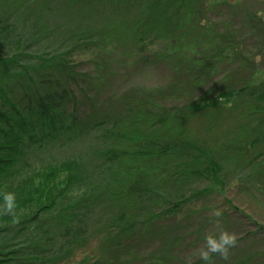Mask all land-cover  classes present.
Instances as JSON below:
<instances>
[{"label": "trees", "instance_id": "16d2710c", "mask_svg": "<svg viewBox=\"0 0 264 264\" xmlns=\"http://www.w3.org/2000/svg\"><path fill=\"white\" fill-rule=\"evenodd\" d=\"M15 1L19 3L13 9L9 5L11 0L7 7L0 8V193L13 192L17 199L16 222L0 215V264H59L93 238L103 242L102 250L114 264L123 262L124 257L134 261L136 253L132 252L140 243L162 237L165 225L161 218L165 212L176 211L181 200H185L182 199L187 191L185 185L191 177L204 173L218 175L236 161L231 155H223L222 159V153L206 150L200 141L188 138L187 121L211 119L215 115L227 118L224 113L240 115L242 122L246 120L235 129L242 139L240 144L227 141L222 147L229 146L234 155L245 160V165L249 164L248 146L253 148L264 141V81L258 85L242 84L236 90L225 87L215 98L197 99L172 110H152L144 100L130 95L122 97V108L117 110L110 104L97 106L95 100L85 96L90 105L83 115L72 86L80 90L86 84L88 91H94L95 87L85 73L77 70L75 50L96 47L97 41H103L99 39L103 34L106 37L115 29L117 34L124 29L129 37L127 43L133 42L139 49L138 44L148 40L154 42L172 36L177 41L185 26L210 30L200 23L206 0H138L137 3L104 0L98 4L101 10L96 21L93 14L65 19L69 28L64 32L48 27L52 18L63 20L57 8L39 13L48 22L42 23L41 28L33 27L29 19L22 20L18 15L38 0ZM91 1L76 6L87 9ZM50 31L53 33L49 35ZM220 38L214 44V51L208 53L207 61L201 58L179 63L181 75L194 79L184 86L172 84L161 93L163 97L187 94L208 76L207 65L215 63L220 55L238 50L233 33L226 31ZM26 44L27 50L23 49ZM210 128L204 129L208 132ZM102 129H106V137L112 142L104 146L105 160L99 167H87L84 163V157L94 156L84 152L88 144L80 150L83 153L63 161L37 159L38 153L49 155L54 145H74L93 130ZM250 135L255 138L251 140ZM192 151L196 153L193 158L189 155ZM262 156L264 150L256 153L255 158ZM35 161L40 163L39 167L32 163ZM92 171L98 172L94 178ZM177 173L185 175L184 178L176 177ZM62 174H65V186L53 182ZM115 174L120 179L117 186L110 188V193L120 195V204L112 197L117 202L116 211L112 210L107 217L98 216L100 206L112 201L107 196L103 202L97 201L100 195L97 190L105 183L110 186L106 180L111 181ZM166 198L176 200L172 210L155 213L153 207ZM159 217L162 224L157 220ZM98 228L103 231L95 235ZM99 256L101 260L105 258L101 253ZM250 259H235L234 264H248ZM151 264H200V261L189 263L163 252L154 256Z\"/></svg>", "mask_w": 264, "mask_h": 264}, {"label": "rangeland", "instance_id": "374dc122", "mask_svg": "<svg viewBox=\"0 0 264 264\" xmlns=\"http://www.w3.org/2000/svg\"><path fill=\"white\" fill-rule=\"evenodd\" d=\"M26 1L24 0L22 3ZM76 1H33L18 17H22V20L29 19L28 22L31 26L37 25L41 28L42 23L48 21L39 13L46 9L57 8L63 20L58 21V19L52 18L48 22V27L52 31L58 30L57 32L67 31L69 26L64 20L78 19V15L93 14V21L97 20L100 15L99 9L101 10L98 4L104 3V0H92V5L87 9L84 6L80 8L76 6L84 3L85 0ZM137 2L138 0L135 1V3ZM8 3L9 0H0V8L7 7ZM17 3L19 1L11 0L10 9L17 6ZM65 5L69 7L70 11L65 9ZM74 7L75 9H73ZM200 23L204 25L202 27L208 26L210 30L205 31L207 28L200 30L196 27L187 29L185 26V29L181 31L182 36L177 41L173 40L172 36L168 39L164 36L165 38L154 42L148 40L138 44L141 47L145 45L140 49L133 42L127 43L129 37L125 34L124 29H121V34H117L116 29L112 30V26V33L106 37L103 34L99 38L103 41H97L96 47L75 50L74 61L78 65L77 70L85 73L95 87L94 91H88L86 84L81 85L80 90L72 86L78 96L80 112L85 115L89 109L90 102H86L85 96L95 100L97 106L105 107L110 104L117 110L122 108L124 95L144 100L148 104V108L152 110L157 111L163 108L172 110L181 109L197 99L215 98L217 93L225 87L236 90L242 84L258 85L264 81V0H206ZM52 31L49 32V35L53 33ZM226 31L235 35L234 46L238 50L232 53L227 52L225 56L224 54L220 55L215 63L211 66L207 65L209 68L207 67L208 71H206L207 69L205 71L208 76L199 80L187 94H169L163 97L161 93L168 91L172 84L184 86L194 79L191 76L184 78L181 75L178 70L179 63L180 65L185 62L191 63L201 58L207 61L208 53L214 51V44L217 45L216 42ZM28 44L23 49H26ZM31 54L34 55V52ZM240 104L242 105V103ZM231 114L233 113L222 114L228 116L227 118L215 115L211 118L212 120L192 118L186 123L189 132L187 137L191 136L190 138L200 141L206 150L212 149L217 153H222V159L224 156L231 155L236 161H232L233 165H228L229 168L222 170L218 175L204 173L196 178L195 176L191 177L190 183L185 185L187 191L182 198L185 200H181L176 211L165 212L164 220L161 218L165 225L162 237L158 240L140 243L138 248L132 252L136 253L135 260L127 261L124 257L123 262L119 264H151L153 257L163 255V252L172 253L191 263L199 260L198 250L204 246L203 236L205 234H218L225 230L234 233L237 242L229 250L227 260L217 255L214 264H234L235 259L246 257H251V262L248 264H264V156L255 158L256 153L264 150V141L262 139L253 148L248 146L250 149L246 161L249 163L248 166L245 165V160L233 154L229 146L222 147L224 142L228 141L229 144L235 145L240 144L242 140L239 135L237 136L235 129L246 123V120L242 122L240 115L236 114V118ZM205 126H211V130L206 132ZM250 138L254 139L255 135H250ZM111 142L106 137V129L93 130L74 145L59 143L52 146L53 148L49 150L50 153L48 152L49 155L38 153L37 159L63 161L80 152L83 153L80 150L88 144L89 147L84 152L94 156H83L84 163L87 167H99L105 160L102 156L104 146ZM132 147L136 149L135 145ZM193 153L195 152L192 151L189 154L191 158H193ZM190 162L192 163V161ZM32 163L36 167L40 166L39 162ZM121 168L124 169V166ZM92 172L91 177H96L98 172ZM116 175L111 178V181L110 178L106 180L110 186L105 183L97 190L100 194L97 201L103 202L107 196L108 200L110 199L113 203L108 201L101 205V214L98 216L106 215L107 217L112 213V210L116 211L115 203L119 202L118 204H120L122 199L120 195L112 196L110 193V188L113 185L117 186L116 181L120 179ZM177 176L184 178L185 175L177 173ZM64 177L65 174L59 176L57 180L55 177L53 182L65 186L63 184ZM129 188L130 186L127 185L126 191ZM112 197H116L118 201L115 202ZM175 202L176 200L168 201L166 198L161 204L153 207L154 212L158 213L163 209L170 211ZM213 209H219L222 215L219 218L214 217ZM109 211L111 212L108 213ZM161 219L157 218L162 224ZM102 231L98 228L95 235ZM90 239L92 238L90 237ZM102 243L98 238H93L82 248L66 255L59 264H114L107 258V252L102 250ZM99 253L105 258L102 257L101 260ZM96 255L99 256L97 263Z\"/></svg>", "mask_w": 264, "mask_h": 264}, {"label": "clouds", "instance_id": "9594fccd", "mask_svg": "<svg viewBox=\"0 0 264 264\" xmlns=\"http://www.w3.org/2000/svg\"><path fill=\"white\" fill-rule=\"evenodd\" d=\"M0 215L9 216L12 222L17 220V199L13 192L0 193ZM222 215L219 209H213V216ZM237 242L236 235L229 231H220L218 234H205L203 247L198 250L200 264H214L216 256L228 259V253Z\"/></svg>", "mask_w": 264, "mask_h": 264}]
</instances>
